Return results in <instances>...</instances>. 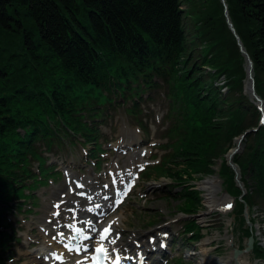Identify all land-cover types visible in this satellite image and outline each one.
I'll return each mask as SVG.
<instances>
[{
  "label": "trees",
  "instance_id": "obj_1",
  "mask_svg": "<svg viewBox=\"0 0 264 264\" xmlns=\"http://www.w3.org/2000/svg\"><path fill=\"white\" fill-rule=\"evenodd\" d=\"M225 1L264 100V0ZM247 65L223 0H0V225L10 201L40 183L34 164L48 175L45 153L96 146L109 110L137 114L162 89L173 152L158 171L181 188L185 211L202 207L192 182L254 129L235 162L246 202L264 209V126L245 93ZM9 237L0 230V253Z\"/></svg>",
  "mask_w": 264,
  "mask_h": 264
},
{
  "label": "rangeland",
  "instance_id": "obj_2",
  "mask_svg": "<svg viewBox=\"0 0 264 264\" xmlns=\"http://www.w3.org/2000/svg\"><path fill=\"white\" fill-rule=\"evenodd\" d=\"M218 83L221 85L225 83V80L222 78ZM149 95H146L145 98ZM153 99L156 100L155 103L143 101L141 106L143 112L138 116H130L123 107H117L115 111L108 113L105 123H102L104 135L102 141H114L112 144L119 142L136 143L140 141L143 144L141 148L146 150L147 154L140 156L141 149L137 148L138 146H134L133 150L126 154L114 153L110 148L112 144L110 146L107 144L105 145L107 150L101 157L102 163L100 168H98V166L90 162L91 155L89 150H91V146L87 149L80 145L72 148L66 146L61 152V158L68 159L66 164L68 169L80 180L92 179L94 182H99L95 184L96 186H104L111 179V175H108V172L113 170L114 165L118 161L122 165L128 164L129 159L134 158V155L140 157L139 160L146 161L145 165L149 164L152 159L156 160L154 155H157L156 158H158L154 162L159 161L166 151L156 148L154 144L161 143L158 138L161 139L162 132L167 128V123L164 122L163 118L168 113V102L163 94H156ZM140 120L146 125V130L140 127ZM59 157L53 156L49 164L56 165L63 162L59 161L61 159ZM150 173L153 178H150V181H145L142 176L128 200L117 211L110 214L111 219L115 217L121 218V222L118 223L121 235L119 239L125 243L131 239L135 243H143L144 241L148 242L151 236H156L158 233L163 234L166 231L169 232L166 235L170 234L171 238L174 237L175 250L184 247L180 255L185 252V248L189 247L190 250L187 251V254L190 257L184 258L186 264H222V261H226L228 256H230L228 243L231 237H226L225 230L221 229V227L229 222L232 212L228 211L223 214L217 210H208L205 204L206 192L201 188V185L206 180L215 179L216 175L192 184L199 191L201 197L202 207H197L196 214L197 216L201 215L198 221L204 229L202 233L205 237L199 243H191V241L187 242L184 239L186 220H184L185 216L180 212L181 208L190 207L187 202L177 198L180 189L173 186L169 179L155 177L157 175L153 170ZM223 178H225L229 192L232 196L237 197V188L232 174L224 170ZM47 182L48 185L39 187L35 191L34 195L37 197V204L34 208L26 207L33 210L32 213L23 210L19 211L20 213L15 212L16 216L6 214L9 216L12 223L11 227L13 226L16 234L9 243L11 248L8 254L3 255L5 264H39L41 262L37 258V254L47 242L42 236L40 227L46 220L53 218L51 213L54 212L53 204L55 201L68 200L75 195L72 191V188H75L72 181L68 182L65 178H60L54 183L51 179ZM222 190L219 192V196L224 194ZM14 211L16 209L12 213ZM237 214L235 229L238 236L247 223H245V216L240 214V211ZM50 227L53 228V224ZM8 231L11 232V229H8ZM235 241L239 242L238 239H235ZM204 250H207L208 254L203 253ZM193 254L195 256H192ZM9 258L13 259L8 261ZM253 264L258 263L254 261Z\"/></svg>",
  "mask_w": 264,
  "mask_h": 264
},
{
  "label": "bare ground",
  "instance_id": "obj_3",
  "mask_svg": "<svg viewBox=\"0 0 264 264\" xmlns=\"http://www.w3.org/2000/svg\"><path fill=\"white\" fill-rule=\"evenodd\" d=\"M230 16V15H229ZM249 88H251L250 85H248ZM135 165V164H134ZM134 165L132 166H128L126 167L125 170L121 169L120 167H116L115 170H113V172L115 173L116 177H117V181H116V187L118 190H120V194L121 195V189L123 187L124 184H127L130 180L131 177V170L133 169ZM219 181L217 179H208L206 180L202 185L201 188L202 190H204L206 199H205V204L206 207L208 208V210H216V209H220V210H224L226 205L231 204L232 200L227 196L224 195L223 197H219V191L220 189L217 188ZM79 194H81L82 196H85L87 199H98L101 198L103 195V192L101 191H97L94 190V192H90L88 190V188L85 186V188H82L79 191ZM76 201L73 200L71 205H68L66 207V209L64 210L63 213H68L69 212V208L73 207L74 211L73 214H75L73 217H65L62 215V211H59V215H55V213L52 214L53 219L49 222H54L56 224V227H54V231L49 229L46 226H43L42 230L45 231L47 239L49 242H51L52 245H54L52 247V249H54V251L51 253L53 254L54 252H57V255H64V258L66 259L64 264H80L82 262L83 259V255L82 256H76L75 254L69 253L67 251V248H65V245L71 240L70 237L65 235V231L68 230V226L69 228L71 227H75L76 225L80 226L83 225L85 223H87L88 221H90V217L87 213L90 211V213L93 214H99L101 213V211H104V209L106 208L105 205H100L99 207L95 206H82V204H80L81 202H78L77 204L75 203ZM98 202V201H97ZM58 205V203L56 204ZM81 205V206H79ZM87 210V211H86ZM86 217V219H85ZM116 221H119V218H117ZM48 222V221H45ZM108 225V224H107ZM107 225L105 227H107ZM104 227V229H105ZM111 228H113V225L111 226ZM115 228V225H114ZM116 229V228H115ZM111 230V229H110ZM103 230L101 228L100 225H96L94 222L92 223V225H90L89 231L87 232L86 235H93L94 240L90 241V246H92L93 248H96L99 244V234L102 233ZM96 237V238H95ZM115 238V236L111 235V231H110V237L108 238V240ZM108 240L104 241V245L105 247L109 248V249H118L117 247H119L117 241L115 244H110L108 243ZM155 240V238H154ZM56 243H59V245L56 246ZM154 243V241H153ZM87 245V243H84ZM55 247V248H54ZM124 248L129 249L131 247V242L128 244L123 245ZM52 249L50 251H52ZM135 250V249H133ZM132 252H136L138 254V256L143 255L145 253V251H140L139 249H136V251H132ZM131 251H128L127 254L132 253ZM203 253L208 254L207 250H204ZM129 260H125L126 262H128L129 264H139L141 261V258L136 257V256H128ZM125 259H127V256L125 255ZM135 260H137L135 262ZM53 261H55V256L53 257ZM80 262V263H79ZM222 264H232V258L230 256V258H228V260L226 261H222ZM55 264H58L55 261Z\"/></svg>",
  "mask_w": 264,
  "mask_h": 264
},
{
  "label": "water",
  "instance_id": "obj_4",
  "mask_svg": "<svg viewBox=\"0 0 264 264\" xmlns=\"http://www.w3.org/2000/svg\"><path fill=\"white\" fill-rule=\"evenodd\" d=\"M223 2L225 3V1L223 0ZM227 8V6H226ZM226 17H227V21H228V24H229V27L230 29L232 30V32L235 34V36L237 37V40H238V44H239V47L242 51V53L246 56V60L248 61V65H249V69H248V77L251 81V90H252V94L254 97L258 98L257 97V94L255 92V81H254V76H253V62L249 56V54L247 53V51L245 50L243 44H242V41L240 39V37L238 36L237 32H236V29L229 17V13H228V10H226ZM246 135L242 136L240 139H239V143H238V148L236 150H234L231 155L229 156V161H231L233 155L235 153H237L238 151H240V149L242 148V142L243 140L245 139ZM254 247V238L251 237L250 240H249V246L246 250V252H250ZM245 252L244 251H241V250H238V249H235V254H234V257L237 261V264H240L239 261H238V258L240 255L244 254Z\"/></svg>",
  "mask_w": 264,
  "mask_h": 264
},
{
  "label": "snow or ice",
  "instance_id": "obj_5",
  "mask_svg": "<svg viewBox=\"0 0 264 264\" xmlns=\"http://www.w3.org/2000/svg\"><path fill=\"white\" fill-rule=\"evenodd\" d=\"M264 123V121H262ZM79 187V185H78ZM56 207H59V205H56ZM227 208H231L232 205L229 204L226 206ZM55 215H59V213H55ZM110 234V228H105L102 233L99 234V244L95 248V253L102 254L104 258L107 260L109 258L112 259V264H121V256L118 254L117 249H112L113 253H117L114 257L110 256L109 249L104 246V241L108 240V235ZM85 239H90L89 237H85ZM118 239V234L115 238H112L108 240V243L115 244L116 240ZM67 247V246H66ZM57 259H60V257H56ZM94 264H99V255H96L93 257Z\"/></svg>",
  "mask_w": 264,
  "mask_h": 264
}]
</instances>
